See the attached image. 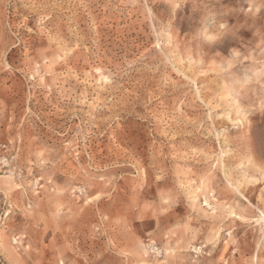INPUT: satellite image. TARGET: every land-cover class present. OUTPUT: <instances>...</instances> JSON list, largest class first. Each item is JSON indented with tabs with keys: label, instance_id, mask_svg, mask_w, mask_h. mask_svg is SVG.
<instances>
[{
	"label": "rangeland",
	"instance_id": "374dc122",
	"mask_svg": "<svg viewBox=\"0 0 264 264\" xmlns=\"http://www.w3.org/2000/svg\"><path fill=\"white\" fill-rule=\"evenodd\" d=\"M2 142L0 264H264V0H0Z\"/></svg>",
	"mask_w": 264,
	"mask_h": 264
},
{
	"label": "built area",
	"instance_id": "2783aa9c",
	"mask_svg": "<svg viewBox=\"0 0 264 264\" xmlns=\"http://www.w3.org/2000/svg\"><path fill=\"white\" fill-rule=\"evenodd\" d=\"M0 148L2 150H5V152L3 154H0V164L1 165H7L9 160H11L14 155H13V152H10V153H7V145L6 143L2 142L0 143Z\"/></svg>",
	"mask_w": 264,
	"mask_h": 264
},
{
	"label": "snow or ice",
	"instance_id": "6c2138e0",
	"mask_svg": "<svg viewBox=\"0 0 264 264\" xmlns=\"http://www.w3.org/2000/svg\"><path fill=\"white\" fill-rule=\"evenodd\" d=\"M209 39H211V37Z\"/></svg>",
	"mask_w": 264,
	"mask_h": 264
}]
</instances>
